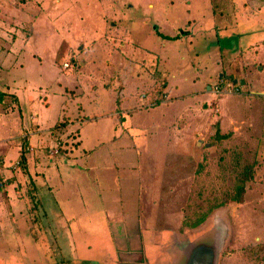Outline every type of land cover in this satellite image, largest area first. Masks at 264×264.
<instances>
[{"label": "rangeland", "instance_id": "obj_1", "mask_svg": "<svg viewBox=\"0 0 264 264\" xmlns=\"http://www.w3.org/2000/svg\"><path fill=\"white\" fill-rule=\"evenodd\" d=\"M241 3L0 0V92L7 95L0 104V193L8 198V181L16 180L22 204L32 209L30 172L50 184L68 178L61 196L77 221L60 235L82 242L100 237L129 208L130 179L155 185L151 212L142 217L151 216L157 232H174L156 239L159 246L178 252L173 243L208 234L205 254L181 250L175 264H264V144L243 146L232 123L238 112L260 118L264 102L234 96L226 78L252 81L244 95L264 92V19L244 20ZM219 72L226 77L213 81ZM34 126L45 138L37 149L26 143ZM250 166L245 206L220 208ZM153 174L161 180L147 182ZM237 226L251 240L224 249ZM254 238L262 243L253 245ZM49 248L50 264H73L71 245L58 261L55 245Z\"/></svg>", "mask_w": 264, "mask_h": 264}, {"label": "crops", "instance_id": "obj_2", "mask_svg": "<svg viewBox=\"0 0 264 264\" xmlns=\"http://www.w3.org/2000/svg\"><path fill=\"white\" fill-rule=\"evenodd\" d=\"M250 1L251 0H242L243 4L241 3V6H243L245 10L244 15H246L244 20L249 21L250 19L257 18L264 19V10L255 11V8ZM233 2L234 1L231 2L232 5L234 4ZM245 4L248 8H245ZM233 10L235 11L234 8L232 11ZM219 32L224 31L221 30ZM176 39L177 38H171L170 41ZM260 42L261 41L257 44H260ZM263 47L264 45L260 44L261 50L264 49ZM249 48H251V46L247 45L246 52L248 53L251 52L248 51ZM219 52H221V50H219ZM195 74L197 73L195 72ZM202 74L203 70H201L200 75L198 74L199 77L195 82L200 80L202 81ZM238 74L244 78H246V76L248 77L247 73L244 71L242 74ZM229 75V77H226V75H221V72H219V76L216 75V77L212 80L215 81V79L225 76L230 79L233 86L236 87L235 93L237 94L234 96L242 98L245 96L249 97L251 100L254 98V100L258 99L260 102H264V92L260 94L259 91H257V93L254 92L253 94L250 93V89L253 85L252 81L247 82V80L243 79L244 81L240 82L234 75ZM186 83H190V81L186 80ZM203 84L206 86L205 92H211V85L209 84L207 87L205 82H203ZM246 87H250V92L249 94L244 95L243 92ZM195 96L200 97L202 95L201 93H197ZM34 116L37 115L35 114ZM38 118L37 121L39 123ZM232 123L236 125L233 139L241 143L243 146H249V148H251L252 141V144L254 141L257 142V146L255 147H259L261 144H264V106L260 113V118L256 119L253 114L251 115L238 112L235 115V119L232 117ZM40 129H38L37 126H34L32 131H30L28 142L26 141L28 145L34 147L35 149H37L36 147L40 145H45L43 144L45 143V138L42 137ZM250 132H254V135L250 136ZM24 158L26 157H22L23 160ZM30 164L31 163L28 160L29 167L31 166ZM134 168L135 167H132L131 169ZM30 171H32L31 168ZM129 176L130 174L128 177ZM42 178L43 176L41 174L40 176L33 172H30L29 174L28 179L32 180L36 186L35 193L29 194L30 196L32 195L31 198L29 197L30 203L33 206L32 209L31 206L29 209H26V206L22 204L19 198L20 196L17 193L18 190H15L18 186L17 183H15L16 180L8 181V198L4 197V195L0 193V264H50L52 261V255L49 245L51 244L55 245V250L58 252L55 253L56 260L63 248H65L66 245H71V258L73 260V264H76V262H80L82 264H156L155 262H159V264H175L177 253L183 250L185 254H189L191 246L204 244L206 240L204 242L201 241L208 237V234H202L203 232L200 235L196 234L195 236L188 238L183 243L184 245L186 244L185 247L183 244L182 246L181 243L178 245L173 243V247L175 246L178 249V252L170 250V245L167 247L159 246L156 239L160 237L162 240H167L168 236L170 237V235L174 234V232H157V226H155L153 218H151V216L145 219L142 217L143 212H146L145 210L151 212L153 203L148 204L147 201L149 194H152L153 197L155 185L153 188L142 187L141 183H139V185H135L129 177L128 179L131 180L130 182L132 185L127 188L128 196H131L133 199L127 200L128 203L130 202L129 208L122 211L120 216L121 218L119 220H115V223H111L109 220L108 226L105 227L103 233H100V237H91L88 240L86 239L79 242L77 240H73V234H71L72 236L70 237L72 240H64V238L62 239V236L60 235V229H66L71 232V228L76 227L75 221H77V217L66 214L72 212L73 205H67L61 196V190L67 189L64 187L68 178L59 180V182L56 179L55 181H52L51 184L50 181H48L49 179ZM157 180H161L160 175L158 174H153L149 176L148 179L146 178L147 182ZM134 186L135 188L137 186V188H133ZM51 187H55V189H52ZM33 197H37L38 202ZM63 197H65V199L68 198L67 196ZM233 204H237L238 208L245 206L244 204L242 205L239 203ZM95 233L97 232L95 231ZM206 233H209V231ZM233 233V240L227 241L226 245H232V243H234L236 247H241L243 244H247L248 240H251L249 235H246L245 231L241 230L239 226H237L235 230L233 228ZM255 239L256 238L253 240ZM147 240L152 241L148 242ZM154 241L156 245L153 244ZM258 241L261 242L262 240L258 239ZM115 246H118L122 250H117ZM117 251H119V253ZM156 251H160V253L157 254ZM71 258L69 261H71ZM60 263L67 264L62 261Z\"/></svg>", "mask_w": 264, "mask_h": 264}, {"label": "trees", "instance_id": "obj_3", "mask_svg": "<svg viewBox=\"0 0 264 264\" xmlns=\"http://www.w3.org/2000/svg\"><path fill=\"white\" fill-rule=\"evenodd\" d=\"M250 3L254 6V8H256L257 10H264V0H251ZM5 97H7V95H5L4 93L0 92V104L4 101ZM23 157H25L23 155ZM253 175V171H252V167H246L243 172H242V176L240 178V183L238 184V186L236 187V194H234L231 198L227 199L220 204V208L224 207V205L226 206L230 201L232 203H239V204H243L242 202V197L245 195L246 191H247V184L250 183L252 181V175ZM218 208V207H217ZM207 220V216H203L197 224H195L193 227H198L201 224H204L205 221Z\"/></svg>", "mask_w": 264, "mask_h": 264}, {"label": "water", "instance_id": "obj_4", "mask_svg": "<svg viewBox=\"0 0 264 264\" xmlns=\"http://www.w3.org/2000/svg\"><path fill=\"white\" fill-rule=\"evenodd\" d=\"M204 247H205V245H198V246L193 245V246H191L190 251H189L190 253L188 254V256H191L192 254H196L199 251L202 252V253H204L203 251H201ZM203 259L206 261V258H203ZM206 264H207V261H206Z\"/></svg>", "mask_w": 264, "mask_h": 264}, {"label": "flooded vegetation", "instance_id": "obj_5", "mask_svg": "<svg viewBox=\"0 0 264 264\" xmlns=\"http://www.w3.org/2000/svg\"><path fill=\"white\" fill-rule=\"evenodd\" d=\"M223 233H224V237H226V235H227V231H226L225 229H223ZM214 241H215V243H217V242L220 243L219 241H221V240H218L217 242H216V240H213L212 244H214ZM222 241H223V248H224V249H226V248L229 249V248H230V247H229V244L227 243L228 245H226V242L229 241V240H222ZM255 242H256V243H255ZM261 243H262V241L260 242V241H258V240H255V241L253 242V245H255V244H261ZM220 246H221V245H220ZM224 249H223V250H224Z\"/></svg>", "mask_w": 264, "mask_h": 264}, {"label": "built area", "instance_id": "obj_6", "mask_svg": "<svg viewBox=\"0 0 264 264\" xmlns=\"http://www.w3.org/2000/svg\"><path fill=\"white\" fill-rule=\"evenodd\" d=\"M235 88V87H234ZM217 93H220V89L219 88H217Z\"/></svg>", "mask_w": 264, "mask_h": 264}]
</instances>
